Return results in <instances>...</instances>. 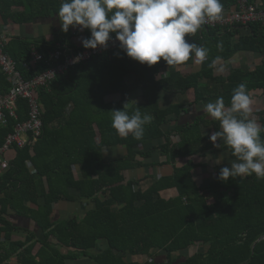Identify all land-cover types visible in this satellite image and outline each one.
Segmentation results:
<instances>
[{"label": "trees", "instance_id": "1", "mask_svg": "<svg viewBox=\"0 0 264 264\" xmlns=\"http://www.w3.org/2000/svg\"><path fill=\"white\" fill-rule=\"evenodd\" d=\"M61 2L0 0V22L27 24L55 17ZM221 3L232 9L237 0ZM247 27V33L245 26L234 24L186 35L188 42L208 50L206 60L211 65L198 71H184L195 64L190 56L183 64L169 66L173 70L165 76L162 71L168 66L163 59L149 67L118 47L70 67L49 86L40 87L42 134L24 148H16L10 168L0 178V264H70L79 259L86 261L77 264H264V179L253 174L222 181L219 167L215 176L198 183L196 169L207 166L202 160L209 154L222 150L232 161L236 159L219 140L221 147L209 139L219 130V121L198 111L190 121L169 130L165 127L192 106L218 97L229 106L232 91L240 83L246 84L250 96L255 90L264 95V25ZM78 34L90 36L88 30L71 26L67 33L57 30L51 40L45 35H11L4 50L30 79L50 67L46 61L32 62L34 49L47 53L71 43ZM241 51L262 58L253 67L232 65L227 75L214 73L221 60L230 61ZM132 74L135 79L129 82ZM9 87L0 70V94ZM138 88L142 98L131 102L129 94ZM189 90L194 92L190 105L160 106L161 91ZM114 94L120 99L109 101ZM17 106L19 120L25 119L27 100L19 98ZM136 107L153 116L143 139L118 136L111 127V111L131 113ZM254 113L264 129V108ZM16 122L0 125V141ZM159 139L163 142L157 144ZM120 146L122 156L105 157L106 148ZM164 165L171 166L170 173L144 172V168ZM171 189L177 193L165 197L163 193ZM78 201L83 203L79 213ZM64 202L71 209L61 216L56 206ZM14 217L29 226L16 224ZM18 231L22 238H15ZM196 244L207 248L188 257L174 256Z\"/></svg>", "mask_w": 264, "mask_h": 264}, {"label": "clouds", "instance_id": "2", "mask_svg": "<svg viewBox=\"0 0 264 264\" xmlns=\"http://www.w3.org/2000/svg\"><path fill=\"white\" fill-rule=\"evenodd\" d=\"M222 9L221 0H62L56 13L61 31L67 33L71 26L90 32L81 41L85 49L106 47L115 39L129 58L149 67L163 59L169 67L183 64L190 56L196 63L205 62L208 50L185 37L195 34L207 20H219ZM252 103L246 84L240 83L232 91L229 106L218 97L203 107L204 113L219 121V130L210 135V141L216 147L227 146L236 158L230 167L220 169L222 181L253 174L264 179V129L249 118ZM152 120L139 107L131 113L111 111V127L122 138L131 135L142 140Z\"/></svg>", "mask_w": 264, "mask_h": 264}, {"label": "built area", "instance_id": "3", "mask_svg": "<svg viewBox=\"0 0 264 264\" xmlns=\"http://www.w3.org/2000/svg\"><path fill=\"white\" fill-rule=\"evenodd\" d=\"M255 23L264 25V4L253 0H237L236 6L232 9H222L219 20H207L198 31L207 27L234 24L245 26L248 29L247 26ZM8 38L6 34L0 33V70L10 83L9 89L0 94V125H7L12 119L17 122L13 130L0 141V178L10 168L16 148H24L36 141L42 134L43 105L38 98V89L49 86L58 75L65 73L70 67L86 62L106 51L117 49L119 44L113 39L106 47L96 49H85L76 42L59 44L47 53L34 49L32 62L46 61L50 67L30 79H25L17 62L4 50ZM19 98L26 99L28 104L27 117L23 120H19L18 115L17 101Z\"/></svg>", "mask_w": 264, "mask_h": 264}, {"label": "crops", "instance_id": "4", "mask_svg": "<svg viewBox=\"0 0 264 264\" xmlns=\"http://www.w3.org/2000/svg\"><path fill=\"white\" fill-rule=\"evenodd\" d=\"M259 3L263 4L262 0H256ZM15 10H22L23 8L21 7H15ZM61 28L60 26V21L58 19V16L55 17H44V18H38L33 21V23H27V24H10V25H3L0 22V33L5 32V30L11 31L8 32L7 34L9 36L11 35H29V36H35V37H40L42 35H45L47 39L51 40L54 38V33ZM246 29V28H245ZM245 33H247V29L243 30ZM83 38H86L85 35H76L75 37L72 38L71 43H77L78 45H82L81 41ZM262 56L253 52H246V51H241L239 52L236 56H234L233 59L227 62H223L222 60L220 61L219 65L217 68L214 70L215 74L218 75H227L230 72V67L233 65L234 67H253L257 62L261 60ZM253 64V65H252ZM211 64L207 63V60H205L204 63H196L194 65H190L185 67L184 71L189 73L190 71H198L201 70L204 67H208ZM213 66V65H212ZM173 68L168 67L165 68L162 72L166 76L171 72ZM135 79V75L132 74L128 77L129 82H132ZM183 94V95H182ZM186 95V96H185ZM251 97L253 100L252 103V116L251 119L256 120V122L260 126V122L258 120L256 112L259 109L264 108V95L262 90H255L251 93ZM142 98L141 94V89H134L131 91L129 94V100L131 102H136L140 101ZM120 99V95L114 94L110 95L108 97L109 101H118ZM194 99V92L193 90H189L187 93H178V92H167V91H161L159 93V103L161 107H167L171 105L172 103H186L187 105H190V102H192ZM204 105H194L188 110V113H185L179 117H175L168 121L166 123V128L167 130L174 128L177 126L179 123L181 124L182 122H187L192 120L194 115H196V112L198 111H203ZM192 116V117H191ZM157 144H160L163 142L162 139L157 140ZM124 154V149L122 146L120 147H112V148H106L105 149V157L107 159L115 158L122 156ZM166 157L162 156V160H165ZM203 162L206 163L207 166L204 167H199L196 169L195 172V179L197 180L198 183L202 184L205 179H207L211 174H213V170L217 171L219 167H230L231 163L233 162L227 153L223 152L222 150H217L216 152L209 154L207 157L203 158ZM171 166L170 165H164L161 169L156 168H144V172L148 174H153L154 176H161L163 172L170 173L171 171ZM211 171V172H210ZM133 173V171H131ZM128 175V172H126ZM129 174H131L129 172ZM210 174V175H209ZM200 177V180L198 179ZM177 193L175 189H171L168 191H165L163 195L165 197H171L174 196ZM83 208V203L78 201L76 203V211L77 213L81 212ZM56 209L60 210L61 216L66 215L67 211L71 209V206L67 203H59V205L56 206ZM59 213V211H58ZM18 218V217H17ZM15 219V218H13ZM22 220L21 218L15 219V223H19L22 225ZM29 223V222H27ZM30 224V223H29ZM29 226V225H28ZM22 238V232L18 231L15 234V238ZM207 246H204L202 244H196L192 245L190 248L180 251V252H175L174 256L175 257H188L196 252H201L203 250H206ZM163 254V253H162ZM139 259L143 261L145 259L144 256H139ZM182 259V258H181ZM86 259H79L76 263L72 264H77L79 262L83 263L85 262Z\"/></svg>", "mask_w": 264, "mask_h": 264}, {"label": "rangeland", "instance_id": "5", "mask_svg": "<svg viewBox=\"0 0 264 264\" xmlns=\"http://www.w3.org/2000/svg\"><path fill=\"white\" fill-rule=\"evenodd\" d=\"M4 25V24H3ZM8 32H11V31H8V30H5V32H1V33H3V34H6L7 36H9L7 33ZM253 65V64H252ZM183 95V94H182ZM186 96V95H185ZM230 166V165H229ZM211 172V171H210ZM214 172H215V170H213V174H212V176H215V174H214ZM210 175V174H209ZM209 177H211V175L209 176ZM198 179L200 180V177H198ZM15 219H18L17 217H14ZM16 224H19L18 222L16 223ZM22 225H29V223H27L25 220H22ZM101 244H103L104 245V243H101ZM97 250V249H96ZM70 264H72V262H69Z\"/></svg>", "mask_w": 264, "mask_h": 264}, {"label": "water", "instance_id": "6", "mask_svg": "<svg viewBox=\"0 0 264 264\" xmlns=\"http://www.w3.org/2000/svg\"><path fill=\"white\" fill-rule=\"evenodd\" d=\"M262 238H264V237H262ZM262 238H260V239H262ZM260 239H259V240H260Z\"/></svg>", "mask_w": 264, "mask_h": 264}]
</instances>
